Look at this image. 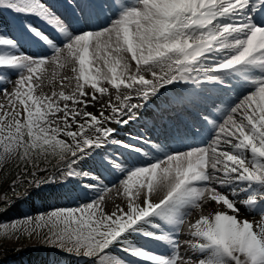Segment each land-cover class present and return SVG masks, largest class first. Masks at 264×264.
Here are the masks:
<instances>
[{
    "label": "snow or ice",
    "instance_id": "snow-or-ice-1",
    "mask_svg": "<svg viewBox=\"0 0 264 264\" xmlns=\"http://www.w3.org/2000/svg\"><path fill=\"white\" fill-rule=\"evenodd\" d=\"M69 3L74 20L60 0H0L18 17L14 31L0 25V162L56 157L60 187L79 183L64 195H95L5 231L47 229L48 244L90 264H264V0ZM181 85L166 102L197 119L179 146L131 131ZM89 158L96 166L78 170ZM105 173L124 178L106 184ZM113 191L126 203L107 212Z\"/></svg>",
    "mask_w": 264,
    "mask_h": 264
},
{
    "label": "rangeland",
    "instance_id": "rangeland-1",
    "mask_svg": "<svg viewBox=\"0 0 264 264\" xmlns=\"http://www.w3.org/2000/svg\"><path fill=\"white\" fill-rule=\"evenodd\" d=\"M60 3H61L60 11L64 12L65 15L69 14L72 16V8H71V4L69 3V0H60ZM17 19L18 17L15 13L0 7V25H11L14 31ZM20 19H23V18H20ZM0 50H3V49L0 48ZM34 50H35L34 47L30 48V51H34ZM51 54H52L51 51L48 50V55H51ZM4 74L8 75L7 73H4ZM67 74H70V73L68 72ZM50 90L51 89H49L47 92H50ZM10 91H11V88H10ZM0 98H1L0 102H3L4 98L2 96H0ZM186 108H188L190 112L192 111V113L196 115L195 108H191V107H186ZM144 109L145 108H142L141 110H144ZM88 110L92 112H96L97 108H89ZM190 112H189V115L188 114L185 115L184 113H182V115L187 116V120H185V122L189 126L193 121H195L192 118V116H190L191 114ZM174 113H176L177 115L181 113V111L180 110L174 111ZM174 113L173 115H175ZM143 119H147L148 121H151V117L149 119L147 112L145 115H143ZM167 119L168 118L164 116V122H166ZM168 120H170V118ZM141 122L146 124L145 120L144 121L141 120ZM173 124H174V121H173ZM161 127L158 128V132H160V130L164 132L163 127L162 128ZM127 131L121 130L119 133L120 137L121 138L126 137V135L124 134H128ZM131 131L133 133L141 132L145 134L146 136L150 137L146 133V129L142 125L140 126V125L134 124ZM158 132L154 133V135L156 136ZM154 135H152V137ZM173 141H175V139H173ZM154 142H157L158 144L164 143V141L160 139H157V140L154 139ZM107 151L115 152L116 146L109 147ZM58 166L62 167L63 165L62 163L60 165L57 164L56 157H49L47 161H40L38 169H33L31 165L26 166L24 162H21L18 159L6 160L4 162H0V250L2 251L8 248H13L15 250L14 251L15 253L11 255L0 253V264H31L29 262L30 260L26 261V258H30V256H34V255H41L42 257L50 256L49 253L45 251L43 244H41L43 243V241H45V239L43 238V234H46L47 229L44 230V233L41 236H37L34 233L32 235H28L27 233L23 231H19L15 233L10 232V231L6 232L5 228H3L5 224L6 226L10 227L12 223L15 222L19 224L20 222L24 221L26 218L32 217L35 213H39L44 210L49 211L50 213L51 211L57 208L78 206L83 202V200L85 201L88 200L86 197L84 198L82 197L80 199H74V203L69 201V198L66 195H64V193L74 187L77 188V190H79L78 179L75 181H69L64 188H61L60 184L62 183V181L60 180L59 173L57 171ZM90 166L91 167L96 166L95 161L91 158H89L85 166H82V169H78V170L86 171L89 168H91ZM44 168H46L47 171L40 170ZM32 171H36V177L40 176V178H38L40 180H44L47 177H56V180L55 181L50 180L48 183L41 184L40 186H36L32 182L33 181V177L31 175ZM117 174L118 173H115L114 175H107V173H105V175H107V179L105 180V183L108 184L107 180H112L116 178ZM115 181H118V180H115ZM13 185H15V187ZM47 186H50L51 187L50 189H55L56 191L52 193H48V194L41 192L43 189H46ZM54 195L58 196L59 198H62L63 201H60L59 203H55V204L50 203V205H46V206L41 205L39 207L38 201L44 200L45 197L54 196ZM93 195H94L93 192H88L85 196H93ZM81 196H84V194H82ZM120 198L123 204L126 203V201L124 200L122 196H120ZM242 212L245 215L246 219H249V220L254 219L253 215L250 214L247 210H243ZM257 218L259 217H256V219ZM180 238L183 241L184 239H188L189 236L187 235V232L185 231V233L181 234ZM141 243H143V241H141ZM160 248H161L160 252L167 251V249L162 246H160ZM64 260L66 261L64 262V264H79L80 263L77 259H74V257L67 258ZM50 263L49 261H42L40 264H50Z\"/></svg>",
    "mask_w": 264,
    "mask_h": 264
},
{
    "label": "bare ground",
    "instance_id": "bare-ground-1",
    "mask_svg": "<svg viewBox=\"0 0 264 264\" xmlns=\"http://www.w3.org/2000/svg\"><path fill=\"white\" fill-rule=\"evenodd\" d=\"M66 15L70 19H73V20L75 19L73 16H71L69 14H66ZM107 22L108 21L106 19H101L98 22V24L94 25V27L106 25ZM47 67H48V73L49 74L53 70H55V65L54 64H49ZM67 73H68V71H67V69H65V70H63L60 73V75H66ZM182 87L186 88V90L189 88L188 85H181L180 88H182ZM169 88L171 90L169 92H166L165 93V98H161L160 100H157L154 104H149L147 107H145L144 110H141V112L143 111L142 112V116L140 117V120L136 123V125H140V126L142 125L146 129V133L149 136H152V135H154V133L158 132V128H160L162 126V124H163V126H162L163 129L167 126L166 122H164V116L166 118H168V119L170 118L172 124H173V121H174V124L176 123L177 117L175 115H173L175 109L182 110L181 112L184 113L185 115L189 114V111L187 109H185L184 107H172V106H170V105L167 104L166 98L171 97V96H173L174 94H176L178 92H182L180 88L178 90H176L175 88H173V86H169ZM47 89L49 90L50 87H45L44 88V91H48ZM110 91H114V90H111L110 89ZM159 108H160V110H159ZM146 112H147V114L149 116V119L151 117V121H148L147 119H143V115H145ZM141 120L142 121L145 120L146 124L142 123ZM125 131H127V129H125ZM183 138H184V136L181 135L180 136V140H178V141H176V142H174V143H172L170 145H172V147L179 146V143H180V141ZM113 146H115V145H113ZM113 146H110V147H113ZM122 176H123V174L118 173L116 175V178H114L112 180H107L108 181V184L110 182L111 183H117L118 181H115V180L123 179L124 177H122ZM50 188H51L50 186H47V188L46 189H43L41 192H44L45 194H48V193H52V192L56 191L55 189H50ZM94 195H95V193H94ZM94 195L93 196H85V195L84 196H81V198L82 197L83 198L86 197L88 200L87 201L83 200V202L80 205L85 204V203H88L89 200H90V198L94 197ZM60 201H63L62 198H59L58 196L54 195V196L45 197L44 200L38 201V205H39V207L41 205L46 206V205H50V203L51 204L59 203ZM69 201L74 203V199H69ZM116 204H121L122 205L123 202H121L120 196L119 197L116 196L115 191H113L112 193H109L106 196V198H105V203H104L105 211L111 212L114 209V206ZM72 207H77V206H72ZM211 210H212L211 208L208 209L209 212ZM243 210H246V209H244L243 207H241V213H240V216L238 217L239 219H245V215L242 212ZM47 213H49V211H45L44 210L42 212L35 213L31 218H34V220H35V218H37L41 214H47ZM200 214H201L200 210L193 211L192 216L189 218L190 222H194L198 218V216ZM257 219H259V218H257ZM5 226H6V224H5ZM29 243H31V242H29ZM41 244H43L45 251L47 253H49L50 256L49 257H47V256H43L42 257L41 255H34V256H30V258H26V261H29L30 260L29 262L31 264H40L42 261H49V263L51 262L50 264H64V262H66L64 259L71 258V257L73 258L74 257V259H77L80 262L79 264H90V261L87 258H84L82 256H78L75 253H68L66 250H62V249H59L58 247L52 246V245L48 244L46 241H43V243H41ZM152 247L156 251H158V252L161 251L160 246L152 245ZM117 254L123 256L122 253H117Z\"/></svg>",
    "mask_w": 264,
    "mask_h": 264
},
{
    "label": "trees",
    "instance_id": "trees-1",
    "mask_svg": "<svg viewBox=\"0 0 264 264\" xmlns=\"http://www.w3.org/2000/svg\"><path fill=\"white\" fill-rule=\"evenodd\" d=\"M14 249L13 248H8V249H5V250H0V253H5V254H13L14 253Z\"/></svg>",
    "mask_w": 264,
    "mask_h": 264
}]
</instances>
